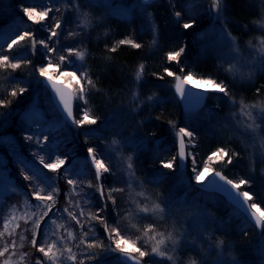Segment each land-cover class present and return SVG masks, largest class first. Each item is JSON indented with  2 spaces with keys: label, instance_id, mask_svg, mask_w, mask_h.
Instances as JSON below:
<instances>
[{
  "label": "rangeland",
  "instance_id": "1",
  "mask_svg": "<svg viewBox=\"0 0 264 264\" xmlns=\"http://www.w3.org/2000/svg\"><path fill=\"white\" fill-rule=\"evenodd\" d=\"M1 1L3 2L5 10L7 9L10 13V18L0 27V56H3L8 48V44L11 43V41L8 42V37L15 32L17 28H29L27 31L34 34L37 33V29L47 32L46 23L48 26L54 23V17H58L59 13L62 22V28L57 30L61 33L58 43L60 49H67V47H65L67 43L63 42L69 41L65 38V36L70 37L68 35L69 32L74 31L76 33L75 36L70 37L74 42H77L78 35H82L83 39H87L89 35L91 36L90 32L96 25H101L103 28L100 29L104 30V32L102 31L98 34L99 36L107 33L106 27L102 24H105L107 19L122 10H126L127 14H130L133 10L136 12L139 19H141L142 28L150 32L151 41L154 43L151 27V24H154V22L152 19L151 22L147 21L146 13L137 3V0H129L128 3L127 0H121L123 3H119L115 6H112V0H99V2L95 4H88L86 0H77L79 10L73 5V0H59V2H55V0H21L22 2L24 1L23 3L35 6L37 11L44 10L47 7L53 8V11H49L47 16L51 17L48 19L49 21L46 17L38 23L29 21L27 17L24 16L23 8L25 6H23L22 3V5L18 4L19 12L15 13L9 10L10 0ZM199 1H203L208 9L209 0ZM56 8H58L59 11H55L54 9ZM147 13L149 12L147 11ZM85 14L89 21L87 27L80 23ZM207 19L210 27L209 31L203 36L196 38L194 42V48L197 50L198 55L205 50L211 51L215 58L217 68L224 72L230 81L236 83L238 86L252 83L263 68L261 67L259 58L264 54L258 52L257 48L264 37L249 40L252 41L251 46L249 45V41L238 43L235 39V47L238 51H234L230 43L226 45L218 42V30L223 27L220 21L214 20L210 12H208ZM42 39L46 40L47 37ZM53 39L55 40L56 38ZM21 47L24 50L26 49L23 48L25 47L23 45ZM73 49L83 51L86 56V49L84 46H81V43L76 45ZM28 53L32 54V52ZM37 54H43L44 61L42 64L46 63L44 59V49L40 45H37L35 55L32 57H37ZM63 54L67 55L66 52ZM52 59L54 63L60 62L59 56L56 54H53ZM70 59L74 61V66L79 67L82 64V70H86L84 60H78L75 55L70 57ZM29 65V69L24 72L22 71V75L16 82L12 80V77L15 79L14 76H7L12 75V73L8 71L5 76L6 79L3 82L5 84H0V92L3 93L6 86H2L6 84L9 86L11 84L12 86L14 84L26 86L27 90L24 92L26 94V99L24 98V101L27 100L29 103L20 114V119L28 126L24 134L21 137L10 135L8 136V142L4 140L3 144H0V173H2V176H0V250H3L5 246H9L8 252H6L3 257H0V264H3L4 260H9V264H36L37 260H40L41 264H52V260L45 258L35 247L33 253H31L33 246L31 241L29 243V240L27 241L26 239L30 237H27V234H30L32 237L31 228L32 219H34L33 213L37 214L41 211V206L39 207V205L42 202L34 199L33 188L39 189L43 194L45 190H48L46 186H53L55 180L48 178L46 175L36 174V170H28L29 163L27 162L30 158L40 169L50 172L44 169L40 164L39 161L41 156H43L45 160H51L55 158L57 153H60V156L68 158V162L72 161V163L66 164L64 167L71 168L73 177L77 175L84 177L83 183L75 186L71 185L72 194L75 197V205L82 210L86 208L84 204V195L90 194L91 198V194L93 193L88 191H92L93 188L95 192L99 193L95 187H87L89 180L95 183V175L87 162L88 148H86L84 144L85 140L88 145L97 143V145L95 144L97 148L93 147L94 150L107 156L111 161L112 174H104L102 181L105 186V198L108 197L109 189L112 187L121 188L123 191L111 193V196L115 199V205L110 199L102 200V205L105 207L106 212L107 208L109 209L110 207L113 214L117 217L118 209L116 204H120V216L116 218L115 223L109 222V224L117 225L124 236L130 240L136 241V246L140 247L141 250L150 253V255L145 256L141 260L142 264L208 263L209 255L211 254L209 253L210 251L214 252V258L210 260V264H238L237 259L239 258L233 254L232 240L230 242L224 241L225 239H223L222 236L229 235L228 233L231 227L238 232L245 231V228H251L253 231L255 229L234 208H229L227 206L228 204L220 201L216 196L210 195L208 199L209 202H206L205 194L193 188V185L196 183L194 179L195 173L193 171L192 155H187V167L184 171L180 170L177 164L175 170L161 167L162 162L170 159L169 148L158 147L154 145L153 142H149L148 138L143 135V131L140 127L147 118L146 114H148L157 102V100H148L149 96L155 94L153 89L147 92L149 90L144 91L140 89L139 84H141V81L139 84H137L135 80L131 82V88L125 93V101L116 106V109L110 110L108 113L110 115H108V119L105 121V124H103L104 126L98 123L95 125H84L83 130L87 133V135L84 134V140V138L79 136V132H72L71 126L62 121L55 113L54 109L52 107H47L43 102V97L40 94V88H42L40 85L41 77H39L38 72L35 71V68L40 65L36 67L34 65V67H31V64ZM2 66L5 65H0V72H7L1 70L3 69ZM230 66H235L238 73H251L250 78L245 77L242 79L239 75L234 76L231 72L227 71ZM8 68L4 69L7 70ZM190 69H192V66L186 67V71ZM7 80L12 82H7ZM160 81H158V84L163 88L164 97L167 88L171 90L172 85H168L167 79L164 82ZM85 82L86 81H82L84 85ZM69 88L72 90L74 98L77 97V86L71 84ZM134 94L136 97L135 99H133ZM209 94L219 96L220 99H218L219 102L213 99L211 104L205 105L203 110L205 118L200 125L201 131L204 135H208L209 137L214 134H219L221 136L230 137V139H234L238 142L242 153V155H240L241 158H239L242 162L239 166L246 172V180L250 181V185H245L243 188L252 187V189H255L254 193L251 192L253 195V201H250L251 203L255 202L258 204L257 200H261V203H264V146H262L260 142L261 138H264V125H262L261 129L257 130L256 133H253L252 130L247 127L251 121L248 120L247 116L241 114V102L245 105H264V98L254 100H244L241 98L235 100L229 96H223L221 93L209 92ZM155 96L160 100L161 97H158L156 94ZM233 101L235 103H233ZM75 107L80 110L79 113H75V119H80L83 116L82 110L85 109L88 111L89 116L92 114L90 106L84 101L76 98ZM250 110L253 111V115L259 114L258 108ZM5 117L4 120H8V117ZM177 126L178 124H175L174 128L171 129V139L173 142H175L176 130L180 128ZM72 128H74V130L81 129V127H78L76 124H74V126L72 125ZM68 132L70 134H77L79 139L72 140V144H69ZM192 132L195 137L194 139L184 137L187 154H195L194 149H196L195 145L198 141L197 132ZM27 135H31L32 139H25ZM45 136L48 137L47 141H44ZM113 140H119L121 143L113 144ZM128 156L133 157V175L131 177L127 172ZM236 160L237 159H232L233 162L231 164H227L225 160L224 163H216L215 166L216 168H224L236 163ZM195 161L196 168L199 169L207 160H203V162L198 161L195 156ZM215 170L219 169H213V171ZM25 175H29L31 180H25ZM50 175H52V172H50ZM38 177H42L44 182L43 180L38 182ZM61 177L66 179L64 175H61ZM154 178L158 182L155 184L150 183ZM161 182L163 185H166L167 190L171 191L168 196H166V193L163 195L159 193V188L162 185H158ZM42 185L45 187H42ZM81 186L82 190L80 189ZM77 189H79L78 192ZM141 192H143V195H138V193ZM155 204H160L161 207L165 208V212L159 213L149 211L148 213H140L138 211V205L140 207L147 206L151 209ZM168 204H172L173 206L167 207ZM36 208L38 209L36 210ZM224 210H226L224 218L227 221L230 219L232 222L231 224H223L222 217H220V213L218 212H223ZM29 217H31V219H29ZM25 220L28 222L25 223ZM147 225H152L153 231L145 234ZM217 229L218 231H216ZM217 232L220 234L219 237L215 235ZM21 234L24 237L23 240L20 239ZM170 234L171 238H169ZM49 236L50 233L48 232L47 243H50ZM161 238L164 239L161 250L165 251V257H158L151 254L152 247L155 246L156 242ZM104 239V243L106 244L104 256L108 259L110 264H121L118 259V254L120 252L116 250L112 240H110L105 233V229ZM13 240H15L16 243L15 248L11 247ZM174 240L176 241L175 243L173 242ZM254 240L255 241L251 242L250 245L253 252L251 255L254 257L257 264H264V239L258 232L254 235ZM44 241L45 234L40 244ZM40 244L37 243V246ZM189 248L197 251L193 258H191V252L187 254V252L190 251ZM53 252L58 256L60 255L56 250H53ZM167 256H172L173 259L169 260ZM57 264H64L61 256Z\"/></svg>",
  "mask_w": 264,
  "mask_h": 264
},
{
  "label": "trees",
  "instance_id": "2",
  "mask_svg": "<svg viewBox=\"0 0 264 264\" xmlns=\"http://www.w3.org/2000/svg\"><path fill=\"white\" fill-rule=\"evenodd\" d=\"M23 2L21 0H10L9 10L18 13V4L30 7L31 4L29 5ZM128 2L129 0H127V3ZM111 3L112 6H115L119 3H123V1L112 0ZM223 3V14L226 18L227 29L231 32L232 36L236 38L238 43H245L255 38L264 37V29L261 27V23L264 22V5L260 3V0H223ZM147 11L151 13L152 20L157 29V42L155 44L151 41L152 38L150 37V32L142 28L141 19H139L134 10L125 16H121L120 11L119 13L114 14L111 18L107 19L106 23L102 24L106 27L107 33H104L101 36L98 34L102 31L104 32V30L100 29L103 27H101V25H96V27L92 28V31L90 32L91 36L89 35L87 39H83L82 35H78L77 42H74L72 38L65 36V38L69 41H62L63 43H67L65 45L67 48H74L76 45L81 43V46H84L86 49L84 66L88 73V78L92 81L91 85H87V82H85V86L88 89L86 100L92 112L90 117L95 118L98 124H105V121L108 119V115H110L108 114L110 110L116 109V106L125 101V93H127L128 89L131 88V82L134 80L136 82V74L137 72H140L142 75L141 84H139L140 89L144 91L149 90L147 92H150L153 89V92H155L158 97H161L159 102L157 101L151 110L148 109L150 111L146 114L147 118L140 125L143 135L148 138V141L153 142V144L158 147L169 148V160H172L175 158L176 152L175 142L171 139V129L174 128L175 124H178L177 127H185L190 131L197 132L196 135L198 137V141L196 142V149H194V151L198 161L203 162V160H207V156L211 152L215 151L217 148L223 147L228 150L232 159H237L236 163L224 168H216L215 164H211V162H209V165L213 169L221 170L222 174L228 179H232L234 181H238L241 178L247 179L246 172L239 166L242 162V160L239 159L241 158L240 155H242V153L238 142L234 139H230V137L221 136L219 134H214L211 137L204 135L200 126L205 118L203 111L192 115L191 117L182 116L172 90H168L167 88V92L163 97V88H161L158 84L160 79H157L153 73H159L163 76V69L165 67L171 68L178 73V66L175 63L167 62L166 54L168 51L178 49L181 46V43L185 42L187 45L186 55L182 59L187 62V66H192L195 74H199L200 76L202 75L206 78L214 77L217 80L224 81V83L228 85L231 92L229 97L235 100L241 98L244 100H254L264 98V67L252 83L238 86L236 83L230 81L224 72L217 68L215 58L213 57L211 51L205 50L200 52L198 55L197 50L194 48L195 39L201 36L200 33L205 34L208 32L210 28L207 19L209 11L203 1L171 0L170 2V0H155L153 4L147 7ZM176 11L181 13L179 21L175 16ZM9 18L10 13L7 9L5 10L3 2L0 0V27H2ZM49 18L51 17H47V20ZM57 18L61 21L60 13L53 21L54 23H51L50 26L46 23L45 26H47V30L53 27ZM191 19L196 20V25L194 28L185 31L182 28V24ZM27 30H29V28H17L15 32L8 37V42L15 39L21 32ZM36 32L38 33H35V37L37 39H42L48 37L49 35L48 31L44 32L40 29H37ZM123 39H128L134 43H138L140 47L133 48L130 44H119V41ZM51 44L52 41H50V45ZM22 45L25 46L23 47L26 48L25 50L22 49ZM112 48H115L116 50L111 51ZM28 52H31V41L28 39L13 45L11 49H6L3 56H8L9 62L20 61L21 66L14 71H11L13 70L11 68L2 66L3 69L1 70L7 72H0V84H5L3 82L6 79L5 76L8 71L12 73V75L7 76H14L15 79L12 77V80L16 82V80L22 75V71L24 72L29 69L28 67H30L29 63L23 62L25 60L31 61V67H36L43 63V54H37V57L35 56L36 58L34 57V59L32 57L34 55ZM141 65H143V69H141ZM4 68L8 69L6 70ZM166 79L168 80V85H172V78L164 76L162 81L164 82ZM8 81L9 80H7V82ZM2 87H5V91L4 93L0 92V144H3L4 140L8 142V136L10 135L21 137L24 134V131L28 126L20 119V114L29 104L27 100L24 101V98L26 99V94L24 93L27 90L26 86L20 84H14L13 86L11 84L9 86L6 84ZM22 87L25 88V91L21 94L20 89ZM40 89L43 102L47 105V107L51 108L52 105L47 93L43 88ZM13 91H16V96L11 95ZM213 99L218 101L220 97L209 94L206 105L211 104ZM79 111L80 110L75 107L74 117L75 113H79ZM5 116L8 117V120H4V118H6ZM83 127H81L80 130H74L71 126V131L79 132V136L85 140L86 133L85 130H83ZM67 135L69 136V144H72V140L74 141L79 139L77 134H70L68 132ZM84 144L86 145V148L90 146L97 148V143H94V145H88L85 140ZM232 153H235V155H232ZM57 154L60 155V153ZM27 163H29L28 170H36V174L46 175L48 178L55 180L53 186L57 189V192L55 193V203L53 204L52 201H41L42 203L39 205V207L41 206V211L37 214L33 213L34 219L43 211H48L49 213L48 216L41 221V227L37 230V243L40 244V241L45 234V229H47V232L50 233V243H55L57 245V247H54L53 250H56L57 253L60 254L59 256H61L64 264H80L81 260L84 261V264H110L108 259L104 256L106 244L104 243L103 225L99 221L88 220L90 210L95 212L97 209H105L102 205L99 193L95 192L94 188L92 191H88L93 193L90 198L92 203L90 205H86V208L82 209L83 216H81L80 213L82 210L75 205V197L72 194V186L67 183V178L65 179L60 175V173L63 172L64 166H62L57 173L52 172V175H50V172L42 170L38 167V165H35L32 159L29 158ZM70 163H72V161L67 162L66 164ZM42 180L44 182L42 177H38V182H41ZM161 183L158 185H162L159 188V193L161 195L166 193V196H168L171 191L167 190L166 185ZM80 189L82 190V186ZM241 190L248 191L250 193L255 192V189H252V187H247L245 189L241 188ZM78 191L79 189H77V192ZM205 196L206 202H209L208 199L210 198V194H205ZM211 196H216L220 201L224 202L221 197L215 194H211ZM257 202L260 206H262V208H264V203H261V200H257ZM43 205H52V207L49 210L43 207ZM227 206L231 208L229 205ZM116 207L118 209L117 217H119L121 213V206L117 203ZM37 209L38 208H36V210ZM65 209H68V211L66 212ZM69 212L77 216L81 223L78 224L76 220L72 219ZM218 213H220V217H222L221 219L224 225L225 223H232L230 219L227 221L224 218L226 210ZM100 215L104 216L108 223L116 222L117 217L113 214L110 207L109 209L107 208V212L106 210L101 211ZM53 220L55 223H51ZM81 224L84 226L81 227ZM89 226L94 228L95 234L93 235L92 233H89L85 236V232H87ZM245 229L246 232H238L231 227V230L228 233L229 235L222 237L225 239L224 241L227 242L232 240V250L234 251L233 254L239 258L237 259L238 264H257L256 260L251 255L253 252L250 245L251 242L255 241L254 235H256L258 231H253L251 228ZM216 231H218V229ZM69 232L71 233V236H69ZM259 234L264 239V228L259 231ZM215 235L216 237L220 236L218 232L215 233ZM28 236L30 237L26 240H29L28 242L30 243L32 237L30 234H27V237ZM81 240H84L85 243H80ZM93 241L102 243L103 246L88 248L87 244ZM64 248L71 249L76 256L75 261L67 258V253L63 251ZM189 249L190 251L187 252V254L191 252V258H193L197 251L195 249ZM33 250L34 247L31 253H33ZM61 253H63V255H61ZM209 253L211 254L209 255L210 257L208 263L202 262L200 264H210V260L214 258V252L210 251Z\"/></svg>",
  "mask_w": 264,
  "mask_h": 264
},
{
  "label": "snow or ice",
  "instance_id": "3",
  "mask_svg": "<svg viewBox=\"0 0 264 264\" xmlns=\"http://www.w3.org/2000/svg\"><path fill=\"white\" fill-rule=\"evenodd\" d=\"M55 2H59V0H55ZM99 0H86V3L88 4H95L98 3ZM155 0H137V3L142 7V9L145 11L147 16V21L151 22V13H147V7L153 4ZM171 2V0H170ZM260 3L264 5V0H260ZM73 5L79 10V4L77 3V0H73ZM223 7L224 3L223 0H209L208 3V11L212 14V17L214 20L220 21V23L223 25L222 28L218 30V42L222 44H231L232 50L238 51L235 47V37L232 36L231 32L228 31L227 25H226V18L223 14ZM55 11H59L58 8L54 9ZM49 11H53V8L47 7L44 10L37 11L35 6L30 7H24L23 13L24 16L27 17L29 21H33L34 23H38L39 21L44 20L47 16ZM121 16L127 15L126 10L121 11ZM175 16L177 17L178 21L181 18V13L179 11L175 12ZM55 19V17H54ZM81 24H83L85 27L89 25V21L87 19L86 14L80 21ZM196 25V20L191 19L187 22H184L182 24V28L187 31L192 28H194ZM152 32H153V41L154 44L156 41V32L157 29L154 24H151ZM261 27H264V23H261ZM62 28V22L60 20H56L53 27L48 29V37L47 39H37L35 37V34L32 32L24 31L21 32L15 39L11 41V43L8 44V48L11 49L13 45L18 44L21 41H25L26 39L31 41V52L33 55H35V50L37 45H40L44 49V59L46 63L38 66L35 68V71L38 72L39 77L43 78V81L46 82V87H50L56 95L59 97V102L63 106V112L66 113V117L68 120H71L73 124H76L78 127H83L85 124L87 125H95L97 124V120L95 118H91L88 114V111H83V116L80 119H75L73 114V99L74 94L72 90H70L69 86L71 84H74L77 86L78 96L75 97L76 99H79L81 101H84L87 103L86 100V93L88 91L87 87L82 83V81H86L87 84L91 85L92 81L88 78V73L86 70L83 69V65L81 64L79 67L74 66V61L70 59L73 55L76 56V58L80 61L84 60L85 53L83 51H79L77 49L73 48H67V49H60L58 47L59 43V36L61 35L60 32H58V29ZM70 37L75 36L76 33L74 31L69 32L68 34ZM201 36H203V33H200ZM53 38H56L55 40ZM49 41H52V44H49ZM119 44H130L133 48H139L140 45L138 43H134L131 40L123 39L119 41ZM252 41H249V45L251 46ZM187 45L185 42L181 43V46L176 50L168 51L166 54V60L169 63H175L179 68V73L172 70L171 68L165 67L163 69L164 75H160L159 73H153V75L156 76L157 79L163 80L164 76L171 77L175 81V93L177 96L181 98V100L185 103V109L187 112H190L194 110L195 108L199 107L201 103L207 99V93L214 92V93H221L223 96H230L231 92L229 90V87L224 81L217 80L214 77H203L197 74H194V69H190L186 71V63L182 59L183 56L186 54ZM115 48H112L111 51H115ZM258 52L261 54H264V39L260 41V44L257 48ZM66 52L67 55H64L63 53ZM53 54H56L59 56V63L53 62ZM261 61V67H264V55H262L260 58ZM24 63H31V61L25 60ZM0 65H5L7 67H10L11 69L15 70L18 69L21 66V62H15V63H9V57L8 56H0ZM141 69H143V65H141ZM227 71L231 72L234 76L239 75L240 78H245L251 76V73H238L235 66H230ZM142 79V75L140 72H137L136 74V83L139 84V82ZM66 81V82H65ZM59 82V83H58ZM193 89H196L197 91H193ZM25 91V88H21L20 92L21 94ZM259 91V90H257ZM12 96H16V91H13L11 93ZM135 94L133 95V99H135ZM148 100L153 101L157 100L159 102V98L153 94L152 96L148 97ZM233 103H235L233 101ZM259 109L258 115H253V111L250 109ZM241 114L247 116L248 120L251 121L250 124L247 125L248 128L252 130L253 133H256L257 130L261 129L262 125H264V105H245L243 102H241ZM87 135V133H86ZM177 137L179 138V152L180 156L179 159L181 161V166H184V162L186 161L187 155L193 156V171L195 173L194 179L196 184H205V187H207V184L205 183L206 178L210 175H214V178H218L220 182H223L222 184L217 183L215 179H213L212 183L216 186L214 190L223 192L228 199L236 205V207L241 210L245 215L248 214V211L250 210L251 214V220L255 221V226L257 228H264V208L259 206L257 203H248L249 201H253V195L249 193L248 191H240L241 188H243L245 185H250V181L246 180L245 178H241L238 181H234L232 179L226 178L224 175L221 174V170H215L213 171V168L209 165V162L211 164L216 163H224L226 160L227 164H231L232 157L229 155V152L227 149L220 147L217 148L215 151L211 152L207 156V161H205V164L202 168H196V161H195V154L193 153H185V145H184V137H188L191 139H194V134L192 131L187 130L185 127H180L179 131L177 133ZM27 140H31L32 136L27 135L25 137ZM48 137H44V141H47ZM261 145L264 146V138H261L260 140ZM121 141L119 140H113V144H120ZM232 155H235V153H232ZM87 157L91 161V166L95 169V183H93L91 180L88 181L87 187L93 188L95 187L96 190L100 194L101 200L110 199L112 200L113 204L115 205V199L111 196L112 192L116 191H123L121 188L112 187L109 189V195L107 198H105L104 194V184L102 183L104 174H112V168H111V161L110 159L100 154L99 152L95 151L93 147H88L87 149ZM133 157L128 156L127 157V172L128 175L131 177L133 175L132 163ZM40 164L43 166L44 169L49 170L50 172L57 173L58 170L62 168V166L66 165L68 162L67 157H62L59 154L55 155L54 159L51 160H45L43 156L40 157ZM161 167L169 170H175L176 168V162L175 158L172 160L164 161L161 163ZM72 170L70 167H64L63 172L60 173V175H64L67 178V183L69 185H77L83 183L84 177L81 175H77L73 177L71 174ZM0 176H2V173H0ZM25 180H31V177L29 175L24 176ZM158 181L154 178L150 183H157ZM227 186V187H225ZM42 187H45L42 185ZM48 190H45L42 194L41 191L37 188H33L34 193V199L37 201H52L53 204L56 200L55 193L57 192V189L54 186L47 185L46 186ZM138 195H143V192L138 193ZM167 199V198H165ZM163 202V201H162ZM92 203L90 199V194L84 195V204L90 205ZM247 205V207H245ZM79 206V202H78ZM173 206L172 204H168L167 207ZM43 207L47 209H51L52 205H43ZM138 211L140 213H148L149 211H155L159 213H164L165 208L161 207L160 204H155L153 208H149L147 206L140 207L139 205ZM104 208L97 209L95 212L89 211L88 220L89 221H99L105 229V233L108 235L109 239L112 240L113 244L115 245V248L117 251H119L123 259L121 261V264H127L128 261H131L132 264H141V260L147 256L150 255V253L141 250L140 247L136 246V241L128 239L126 236H124L119 227L117 225H110L106 218L104 216L100 215L101 211H104ZM67 212L68 209H65ZM48 211L41 212L35 219H32V238H31V244L33 247L36 248V250L44 255L45 258L51 259L52 264H57V262L60 260V256H58L55 252H53V248L57 247L55 243H47V229H45V241L41 243L39 246H37V237H38V231L41 227V221L44 220L45 217L48 216ZM69 215L72 219L76 220L78 224L81 223L80 219L75 216L73 213L69 212ZM81 216H83V210L80 213ZM31 219V217H29ZM28 221L25 220V223ZM55 223V221H52ZM84 225L81 224V227ZM153 228L152 225H147L145 228V234L152 232ZM89 233H94V228L89 226L87 229V232H85V236H87ZM69 236H71V233L69 232ZM169 238H171V234L169 235ZM20 239L23 240L24 237L21 234ZM154 239V237H153ZM176 242L175 240L173 241ZM80 243H85L84 240H81ZM164 243V239L161 238L159 241L156 242L155 246L151 249V254H154L158 257H165L166 253L165 251L161 250V245ZM16 243L15 240H13L11 247L15 248ZM102 243H97L95 241L88 243V248L93 247H102ZM9 246H5L3 250H0V257H3L6 252H8ZM64 252L67 253V258L69 260L75 261L76 256L71 251L70 248H64ZM63 255V253H61ZM167 259L172 260V256H167ZM3 264H9V260H4ZM36 264H41L40 260L36 261ZM80 264H84V261L81 260ZM195 264V262H193Z\"/></svg>",
  "mask_w": 264,
  "mask_h": 264
},
{
  "label": "water",
  "instance_id": "4",
  "mask_svg": "<svg viewBox=\"0 0 264 264\" xmlns=\"http://www.w3.org/2000/svg\"><path fill=\"white\" fill-rule=\"evenodd\" d=\"M59 83V82H58ZM40 84L41 86L45 89V91L47 92L48 96H49V99L51 101V104L56 112V114L59 116V118L64 121L65 123L69 124V125H74L72 123L71 120H68L67 117H66V113L63 112V106L60 104L59 102V97L56 95V93L50 88V87H46V82L43 81V78L40 79ZM71 90V89H70ZM171 90H172V93H173V96L175 98V100L177 101L178 105H179V108H180V111H181V114L183 116H192L194 114H197L198 112H200L202 110V108L205 106L206 104V100H204L201 105L197 108H195L194 110L190 111V112H187L186 109H185V103L181 100V98L179 96L176 95L175 93V81L173 80L172 82V86H171ZM193 91H197L196 89H193ZM209 96V93H207V98ZM74 109H75V98L73 99V114H74ZM75 118V117H74ZM179 131V128L176 130V133H175V152H176V164H177V167L180 169V170H186V167H187V159L188 157L186 158V161L184 162V166L182 167L181 166V161L179 159V156H180V152H179V138L177 137V133ZM184 139V138H183ZM184 145H185V153L187 154V149H186V143H185V139H184ZM87 162L90 166V168L92 169L94 175H95V169L91 166V161L90 159L87 157ZM222 174V172H221ZM223 175V174H222ZM213 179H215L217 181V183H220L222 184L223 182H220L218 180V178H214V175H210L206 178V181L205 183L207 184V187H205V184H194L193 187L195 189H198L200 191H203L205 193H214V194H217L218 196L222 197L229 205H231L235 210H237L241 215H243V217L251 224V226L256 230V231H261L263 228H257L255 226V221L254 220H251V214H250V210L248 211V214L245 215L241 210H239L236 205H234L229 199L228 197L223 193V192H219V191H216L214 190V188L216 187L212 181ZM227 187V186H225ZM240 191H242L240 189ZM248 203H251L250 201ZM245 207H247V205H245ZM118 259H119V262L121 263L122 259H123V256L121 253L118 254ZM127 264H132L131 261H128ZM142 264V263H141Z\"/></svg>",
  "mask_w": 264,
  "mask_h": 264
},
{
  "label": "bare ground",
  "instance_id": "5",
  "mask_svg": "<svg viewBox=\"0 0 264 264\" xmlns=\"http://www.w3.org/2000/svg\"><path fill=\"white\" fill-rule=\"evenodd\" d=\"M205 105H206V104H205ZM204 107H205V106H204ZM204 107L202 108V110H201V111H203V110H204ZM201 111H200V112H201ZM198 113H199V112H198ZM194 115H195V114H194Z\"/></svg>",
  "mask_w": 264,
  "mask_h": 264
}]
</instances>
